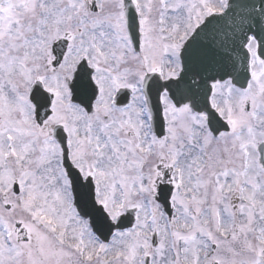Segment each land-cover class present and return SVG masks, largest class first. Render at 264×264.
Returning a JSON list of instances; mask_svg holds the SVG:
<instances>
[{"label":"snow or ice","instance_id":"obj_1","mask_svg":"<svg viewBox=\"0 0 264 264\" xmlns=\"http://www.w3.org/2000/svg\"><path fill=\"white\" fill-rule=\"evenodd\" d=\"M0 264H264V0H0Z\"/></svg>","mask_w":264,"mask_h":264}]
</instances>
